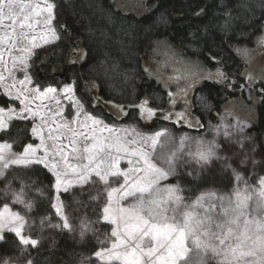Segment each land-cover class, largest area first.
Returning <instances> with one entry per match:
<instances>
[{"label":"trees","instance_id":"trees-1","mask_svg":"<svg viewBox=\"0 0 264 264\" xmlns=\"http://www.w3.org/2000/svg\"><path fill=\"white\" fill-rule=\"evenodd\" d=\"M55 5L54 23L59 31L58 40L39 49L32 58L34 67L41 70L34 78L40 83L55 85L62 73L73 82L76 97L85 110L107 123L143 126L136 104L145 99L154 109L166 105L164 89L149 78L142 66V54L155 41L165 40L186 58L198 60L208 68L220 66L225 73L240 68L235 53L239 46H252L260 34L264 20V0H149L146 9L119 8L113 0H52ZM80 50L79 61L69 57ZM94 85L97 97L111 101L128 110L120 119L107 113L98 104L92 105L87 93ZM264 89V88H263ZM224 87L203 82L195 88L194 96L200 98L193 108L201 124L216 120L221 112ZM11 103L0 95V106ZM164 121L153 120L150 129L162 127ZM31 123L13 120L0 131V142H7L16 151L33 143ZM249 148L244 154L252 169L264 172V92L257 106L256 120L247 129ZM242 155V154H238ZM188 169H178L176 180L185 194L203 189L229 191L233 186L232 172L226 159L215 161L214 166L192 179ZM22 181L30 191L32 207L27 218L31 222L30 236L39 243L22 247L11 232L3 234L0 241V264L5 261L19 264H80L92 263V255L101 247L108 231L101 221V203L92 185L76 187L59 194L65 219L71 227L63 228L64 220L53 209V177L43 167L33 165L9 171L3 182ZM53 225H58L53 227ZM83 225L92 229L81 238Z\"/></svg>","mask_w":264,"mask_h":264},{"label":"rangeland","instance_id":"rangeland-1","mask_svg":"<svg viewBox=\"0 0 264 264\" xmlns=\"http://www.w3.org/2000/svg\"><path fill=\"white\" fill-rule=\"evenodd\" d=\"M113 1L121 9L134 10L140 13L146 9L149 0ZM22 2L32 5L38 4L40 7L44 6V0H22ZM48 3L54 4L52 0H48ZM44 15L39 17L40 23L36 26L34 32L28 29L24 30L25 32H29L30 35L37 36L35 43L40 45V47L35 48L32 47L30 40L17 41L15 39V35H18L20 31L18 24L16 25V34L13 35L12 28L10 27L11 21L5 19L2 22L3 26L0 27V76L3 79H0V95L11 103L7 106H0V109L4 110L3 115L7 127L13 120H23L31 123L30 134L33 138V143L30 144L36 149V157H43L45 147L48 149V167L44 165L39 166L49 172L54 179L53 205L59 207L61 212L58 214L54 206L53 209L58 217L65 221L63 205L59 198L60 193L84 185H92L94 189H98L96 197L98 193L104 191L103 182H92L98 181V178L94 174L90 182L80 183L78 182L76 173L69 167V165L76 166L77 172H79L83 165L87 163V159L85 158L87 154L83 152V149L94 143L92 137H95V142L108 143H115L117 138H120L121 142L127 141L126 147L129 149V152L133 148L151 152V148L141 144V140L145 137L153 136L156 132L166 133V135L160 137V143L156 147V152L171 155L173 152H178L182 149L177 162V174L179 168L185 167L188 169L186 175L192 179L214 166L215 161L220 162L226 159L228 165L231 166L228 169L232 172L233 176L232 188L229 191L208 188L191 194H185L182 191L179 194L185 197V202L194 201L201 193H207L209 191H216L217 194H220L229 193L237 186L243 188L245 185L236 181L233 169L240 173L248 181V184L257 188L260 187L259 180L264 178V172L258 171V169H252L247 156H244L243 153L247 151L249 142H251L247 138L246 131L256 120L257 106L264 92V20L261 32L255 38L252 46H239L235 48V53L241 65L239 69L232 70L230 73H225L218 65L214 68H208L198 60L186 58L177 48L168 44L165 40L155 41L153 46L143 52L142 66L146 75L155 80L164 89L166 93V105L164 108L157 110L151 108L145 99L138 102L135 106L143 124L141 128L136 127L134 124L107 123L102 118L87 112L82 102L76 97L74 87L71 94L63 91L65 85L70 84L73 86V82L67 77L64 78L62 73H56L62 81L55 85L44 82L40 83L34 78V73H36L39 74L40 80H43L41 70L38 67H35L34 70L32 69L34 65L31 60L35 53L39 49H44L58 40L56 39L46 45L43 43V38H51V34L47 32L46 26L43 24ZM35 19L33 17V21ZM54 19L55 8L54 18L50 27L55 30V34L59 38V31L54 23ZM10 36L12 37L11 40ZM22 48H29L31 54L21 52L20 49ZM74 50L77 53L71 55L69 60L79 61L81 58L80 50L78 48ZM21 57H27L28 66L26 69H21L19 65ZM219 73H223L224 76L221 77ZM25 76L30 79L31 83L27 81L24 84L20 83V81L25 80ZM205 81L224 87L225 95L222 99L221 112L217 114L216 120H206L205 123L201 124L199 118L193 111L194 106L196 104L198 105L200 100L199 97L194 96V91L196 87ZM48 87H53L57 91L55 93H49L45 97H40V93ZM36 89H39V92L35 91ZM86 91L92 98L93 106L98 104L102 105L105 111L117 120L125 116L128 109L111 101H101L96 95L94 85L90 84ZM21 100L24 103H21ZM76 101H79V104ZM25 108L31 111H24ZM148 109H153L155 115H150L147 111ZM32 113L36 114L33 115ZM93 119L100 121V123L94 124ZM153 120L164 121V123L158 129L145 127V125H151ZM58 125L61 127H57ZM64 125H67V128L63 127ZM33 128L37 129V133H33ZM50 129L52 130L51 136L58 137V139L53 140L49 138ZM68 129L76 132L77 135L72 137V132ZM240 129H243V131H240ZM225 130L231 133L230 138L223 135ZM86 136L88 139H85ZM41 137H43V141ZM184 138L187 139L181 145L180 142ZM70 139L75 140L74 147L79 150L78 152H72V148L69 147ZM200 141L204 145H207L209 142L218 144L220 147L216 150V153L222 159L213 157L209 163L202 165L197 163L196 159L190 158L189 153L194 155L197 152L199 148L197 142ZM5 143L7 142H0V145ZM7 144L11 145L10 143ZM23 149L16 151L11 147L10 150L6 151L20 154L23 152ZM60 149H62L63 155L58 151ZM239 153L242 155H238ZM120 156L121 169H128L129 167L135 166L136 157L123 152L120 153ZM64 157H67L66 161ZM129 160L133 161L132 165H129ZM153 162L159 167H164L158 160L154 159ZM52 165H56L55 169L52 168ZM21 168L24 167L13 166L9 171ZM56 172H60L61 180L65 181L59 189L56 187ZM65 172L67 173L66 175ZM177 174L170 177L165 183L179 184L176 180ZM22 186H26L22 181L16 182L14 179L13 181L8 180L3 182L2 178H0V211L7 204L11 212H16L23 216L24 228L22 234L26 238L33 239L30 236L31 222L26 214L28 209L24 207V204L15 203V197L12 195L14 191H19ZM109 187H119V184L110 182ZM180 188L182 189L181 186ZM24 189L27 193L24 199L26 202L31 203L30 191L25 187ZM95 200L101 203V221L106 223L108 227V232L103 234L106 239L102 241L101 247L97 250L103 251L110 249L112 243L115 241V238L110 235L114 225H111L110 222L103 219L102 209L107 203L106 193L104 196ZM5 232L9 231L5 230L2 235ZM11 233L16 236L14 232ZM17 239L19 240V237ZM20 244L22 247L25 246L21 242ZM95 253L92 255V263L83 260L80 264H120L119 261L102 260L96 257ZM7 262L8 264H19L10 261ZM208 264H216V261L209 259Z\"/></svg>","mask_w":264,"mask_h":264},{"label":"snow or ice","instance_id":"snow-or-ice-1","mask_svg":"<svg viewBox=\"0 0 264 264\" xmlns=\"http://www.w3.org/2000/svg\"><path fill=\"white\" fill-rule=\"evenodd\" d=\"M54 8L55 5L48 3V0H44L43 7L24 3L22 0H0V27L5 19L10 20L13 35L16 34V25H19V34L15 35L17 41L30 40L33 48L40 47L35 43L37 36L24 30L34 32L40 23L39 17L46 14L43 24L51 38H43V43L49 44L58 39L55 30L50 27ZM33 17L36 18L35 21ZM20 51L31 54L29 48H22ZM19 65L21 69H26L27 57H21ZM219 75L224 76L223 73ZM0 79L3 77L0 76ZM26 81L31 83L27 76L20 83L24 84ZM35 91L39 92V89ZM56 91L53 87L45 88L40 97ZM63 91L71 94L73 86L65 85ZM21 103L24 101L21 100ZM76 103L79 104V101ZM24 111L31 110L25 108ZM147 111L150 115H155L153 109ZM3 113L4 110L0 109V130L7 127ZM93 123L100 121L93 119ZM63 127L67 128V125ZM68 130L72 132V137L77 135L71 129ZM32 131L37 133L36 128ZM49 131L50 139H58L51 136V129ZM164 135L166 133L156 132L141 140V144L150 147L151 152L136 148L129 152L127 141L121 142L120 138L115 143H108L95 142V137H92L94 143L83 149L87 154V163L79 172L76 166L69 165L76 173L78 182H90L93 174L98 178L93 183L103 182L104 191L92 199H99L106 193L107 203L102 209L103 219L114 225L110 235L115 241L110 249L97 251L95 256L102 260L119 261L120 264H208L209 259L215 260L216 264H264V178L259 180L260 187L257 188L248 184L233 169L236 181L245 185L243 188L237 186L229 193L220 194L209 191L201 193L194 201L185 202V197L179 194L183 191L179 184L165 183L177 174V162L182 149L171 155L157 153L156 147L160 143V137ZM223 135L230 138L231 133L225 130ZM186 139L181 140V145ZM41 140L43 141V137ZM197 143V152L194 155L189 153L190 158L196 159L197 163L206 165L213 157L222 159L216 153L220 146L215 142L207 145L202 141ZM74 145L75 140L70 139L69 147L76 153L79 150ZM11 147L7 143L0 145V178H7V173L13 166L48 167L46 147L43 157H36V149L31 144L24 147L20 154L6 151ZM58 151L63 155L62 149ZM121 152L136 157L135 166L121 169ZM64 159L66 161L67 157ZM154 159L164 167L157 166ZM128 163L132 165L133 161L129 160ZM55 167L56 165H52L53 169ZM55 175L56 187L59 189L65 181L61 180L60 172ZM18 178L13 176V179ZM110 182L119 184V187H109ZM26 194L24 186L12 193L15 203L24 204L30 210L32 204L25 201ZM56 210L58 214L61 212L59 207ZM56 226L58 225H53ZM23 228L24 217L11 212L5 204L0 211V241L3 240L2 233L7 230L14 232L23 245L36 246L39 242L26 238L22 234ZM63 228L72 230L66 219ZM91 230L89 225H83L81 238ZM5 264L8 262L5 261Z\"/></svg>","mask_w":264,"mask_h":264}]
</instances>
